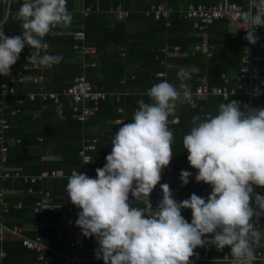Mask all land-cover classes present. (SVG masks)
Masks as SVG:
<instances>
[{"label":"clouds","instance_id":"obj_1","mask_svg":"<svg viewBox=\"0 0 264 264\" xmlns=\"http://www.w3.org/2000/svg\"><path fill=\"white\" fill-rule=\"evenodd\" d=\"M254 7L240 25L250 44L258 39L256 27H264V0ZM16 18L22 29L18 35L6 36L0 30V76L9 75L25 46L33 49L28 63H59L62 57L47 52L43 37L71 22L66 0H23ZM177 78L179 89L160 80L146 90L149 102L137 101L129 122H117L121 126L110 136L111 150L95 177L80 171L67 177L68 201L79 209L74 224L84 237H94V257L104 264H191L194 249L206 243L217 250L228 246L237 264H252L253 246L261 239L252 219L264 214V195L253 191L254 185L264 186V107L242 109L230 100L218 104L214 115L193 116L182 146L189 165L197 170L194 180L210 186L207 198L192 193L177 202L162 183V198L155 207L149 199L172 158L173 134L167 124L176 101L182 96L195 107L183 83L191 78L189 71L179 68ZM56 111L62 118L60 106ZM190 175L179 172L182 185ZM133 200L143 206H133ZM181 209L191 210L190 222Z\"/></svg>","mask_w":264,"mask_h":264},{"label":"trees","instance_id":"obj_2","mask_svg":"<svg viewBox=\"0 0 264 264\" xmlns=\"http://www.w3.org/2000/svg\"><path fill=\"white\" fill-rule=\"evenodd\" d=\"M96 1L100 2L101 8L104 10L109 7H116L121 3L124 9L130 11L129 17L124 21L116 20L111 22L102 13H92L83 20L81 13L75 14L73 10L74 0H66V8L71 15H74L75 22L53 29L43 37V42L48 45L47 52L49 54H58L62 57L60 62L54 64L52 69L44 72V84L47 90L57 91L83 72L73 50V37L64 33L66 31L84 30L85 43L96 48L95 54L87 58L88 63L96 62V66L90 65L86 68L87 77L93 83L95 89L108 92L110 95L101 104V109L96 117L86 123L72 118V108L69 102H65L60 106L62 118L57 115L56 109L58 106H54L53 103H48L45 106L39 100H26L22 106L14 105L19 107L22 112L12 119V128L6 134L15 139H20V142L9 147L7 165L9 167H21L23 172L30 174H37L42 170L63 171L65 177L37 183L33 186L34 193H25L26 196L14 199V204L21 201L23 207L12 206L3 215L2 220L9 227L24 225L32 219V206L39 199L40 191L43 188L49 187L55 195H58L55 199L56 202H70L65 191L67 175L72 168L81 166L80 152L84 147V143H90L92 140L97 139L96 150L90 152L94 160L91 165L90 177H95V169L105 163V156L112 147L107 138L121 126V124L116 125L114 121L118 118H124L123 123L129 122L133 111L138 107L137 101L144 100L146 103L149 102L144 93L153 84L160 80H167L179 89L181 81L177 78V71L183 67L189 71L191 77L184 80L183 83L191 90H195L203 80H207L210 86L223 85L222 74L227 75L231 86L238 85L236 79L241 66L242 35L229 30L225 20H220L216 23L217 26L213 25L211 27L210 41L215 45V49L213 55L210 58H206L201 51H197L196 54L190 53V47L197 45L201 41L200 38L196 37L190 20L180 16L179 13H172L168 18L171 23L167 25L166 19L156 21L153 17L146 18L143 16L142 10L148 8L152 3H159L163 0H139L138 2L133 0H85V3L90 4ZM167 1L170 7L172 6L174 9V0ZM218 1L190 0V2L195 4H214ZM229 1L245 5V0ZM22 2L23 0L13 1L14 13L4 25L6 36L18 35L22 31L21 22L16 18L17 9ZM3 16L2 6L0 5V22L3 20ZM132 23L137 26V30L129 29L128 24ZM262 37L264 39V27ZM109 44L123 46L125 56H119L117 49L109 54L107 47ZM166 45L168 46V51L164 52L162 49ZM176 46L179 47V51H175ZM31 51L33 49L27 46L22 49L19 59L11 66L8 76L18 77L29 73H40V70L36 69L32 71L24 70L26 65H33L26 60ZM258 55L260 56L259 62L264 67V50L258 51ZM161 71L167 74L166 79L156 77V74ZM1 78L2 76H0ZM123 79H125L124 83L122 82ZM243 83L245 84V82ZM258 86L262 94L255 100V104L258 107H264V73L258 82ZM39 88V86L27 87L29 91H38ZM23 89V85L19 87V90ZM114 92L122 93L119 101L116 100V96L112 95ZM244 99L245 96L242 95H231L227 99L222 96H210L206 100L192 97L195 107H190L187 102L182 105L176 102L175 112L170 117L178 116L179 122L169 125V130L173 134L170 166L176 172L191 170V166L186 159L187 151L182 146V137L190 130L193 116L199 115L203 119L206 112L214 115L220 103L236 100L241 105ZM201 105L205 106L206 111L200 110ZM119 107L124 108L123 113L118 112ZM36 112L40 113V116H35ZM19 123L21 125L29 124L31 126L30 130H20L19 126H17ZM95 126L97 127L95 128ZM51 146L56 147V150L51 154L59 158L48 161L44 159V156L47 155ZM2 186L10 190L24 191H27L28 187H30V185L22 181L11 180L4 185L0 184V190ZM173 189L184 199L188 198L192 193H199L197 190L198 186L190 182L182 185L180 181V184ZM209 192L210 188L205 198H207ZM261 195H264V186H262ZM149 199L153 207H155L158 200L154 188L149 195ZM132 204L138 207L143 206L135 200L132 201ZM62 213L63 208L58 207L53 213L46 212L45 216H53L55 220L57 219V223H61ZM181 215L190 222V209H182ZM262 218V226L264 227V214H262ZM54 239L55 243H49V245L58 248L62 240L57 237V232ZM90 242L97 244L94 238L90 239ZM206 245L211 258L223 259L226 254L231 256L228 246L217 250L211 243H206ZM9 246L12 247V250L8 249ZM1 249L8 256L15 250L19 253L28 251L19 241L0 243ZM58 264H63V262L59 261ZM86 264H104V262L89 261Z\"/></svg>","mask_w":264,"mask_h":264},{"label":"built area","instance_id":"obj_3","mask_svg":"<svg viewBox=\"0 0 264 264\" xmlns=\"http://www.w3.org/2000/svg\"><path fill=\"white\" fill-rule=\"evenodd\" d=\"M14 0H0V5L3 10V20L0 22V30L4 31V25L10 19L13 10ZM257 0H245V5L237 2H231L229 0H220L214 4H193L190 3L185 10L179 12L180 16L192 22V26L196 32V35L200 38V43L194 46V51H201L205 54L206 58H210L213 55L215 45L210 41V30L211 27L220 20L226 21V26L230 30L242 35V57L241 66L239 69V74L237 76L236 86H231V82L226 74L221 75L223 80V85L210 86L207 80H203L195 90H191L192 97L195 98H207L209 96H222L227 99L231 95H242L245 99L242 101L240 107L242 109L245 106L250 108L258 107L255 104V100L262 94L258 82L263 76L264 67L260 64V56L258 51L264 50V39L262 37L263 27H256L254 35L258 37L255 44H250L246 39H244L246 29L241 24H244L248 18L250 11L254 12V5ZM101 4L99 1L90 4H84L82 13L86 18L92 13L101 11ZM116 19L119 21H124L129 17L130 11L121 7V5L111 10ZM174 10L163 5V4H152L145 10H142L143 16L146 18L153 17L156 21L162 19L168 20L171 13ZM169 24V22L167 23ZM68 36H72L74 40L73 50L75 52L76 58L80 62V68L83 72L80 75L75 76L67 85L57 91L47 90L44 84V72L50 70L54 67V64L50 67H42L38 64L26 65L24 70H40L38 74H24L22 76H2L0 79V184L4 185L9 180L11 181H22L25 184L30 185L27 191L28 193H34L33 186L37 183H42L50 179H58L65 177L63 171L58 170H42L38 174H25L21 168L9 167L8 162V152L9 147L20 142V139H15L14 137L8 136L7 131L12 128V119L18 116L22 110L14 105L22 106L26 100L36 101L39 100L41 103L45 104L53 103L54 106H62L65 102H69L72 108V118L79 122L86 123L88 120L95 118L101 109V104L106 101L107 97L110 95L108 92L101 91L94 88L93 83L88 79L86 74V68L88 66H96V62L88 63L87 58L90 55H94L96 48L93 45H88L85 43V32L84 30L69 31ZM168 51V46L165 47L164 52ZM175 51H179V47H175ZM118 54L121 57L125 56L124 47H120ZM156 77L159 79H166L167 74L163 71L158 72ZM33 82L40 84L38 91H29L25 88L19 90V85H24L27 82ZM125 82V79L122 80ZM245 82V84L243 83ZM112 95L117 97V101L120 100L121 92H114ZM144 95H146V92ZM180 98L177 99L178 102ZM149 100V98H148ZM15 108H14V107ZM200 110L206 111L204 105L200 106ZM119 113L124 112V108H118ZM38 116V112L35 113ZM205 114H210L206 112ZM121 121L124 122V118H118L115 120L117 123ZM179 122L178 116L168 117V128L170 124H176ZM39 140H41L39 138ZM97 139L92 140L90 143H84V147L80 152L81 156V166L72 168V172H82L90 177L92 171L93 157L90 152L96 150ZM88 161L87 163H84ZM196 169L190 172L192 175L189 176L188 182L194 183L198 186V195L206 197L209 189V185L204 182H196L194 176ZM160 181L154 186L157 194V200L162 198V192L160 189V184L166 183L172 193V197L179 202L184 198L180 196L173 188L180 184L179 172H176L174 168L169 164L162 168L160 173ZM254 193L261 194L262 186H253ZM8 189L6 187H1L0 190V240H3L6 234L12 235L13 237L19 238L24 247L33 250L38 253L39 259H45V252L52 251L57 253L64 261L65 264H86V262L96 259L92 251L86 247V242L94 237H84L79 226L74 224L77 218V212L79 209L74 206L71 202L68 203H58L55 201L58 195H55L51 188L46 187L40 191L39 199L32 206V213L35 216L33 220V227L36 232L34 235H29L25 232V228L22 225H14L12 227L7 226L3 222V215L7 213L12 206L21 208L23 203L21 201L12 204L7 199ZM131 194L129 193V201H131ZM251 204V201H250ZM63 208V213L61 216V229L59 230V235L64 236L65 229L71 230L72 234L69 240L70 250H77L75 253L69 252H59L51 249L45 242L43 238V230L45 229V222L43 220L44 213L55 212L57 208ZM182 210V209H181ZM262 214L259 216H254L252 223L257 230L262 228ZM260 242L253 246L255 259L252 264H264V250L261 248ZM191 264H198L200 262H210L216 259L211 258L209 250L203 246H198L194 249V255L189 258ZM222 260L227 261L229 264H237L235 258L231 255L226 254ZM103 261V260H102Z\"/></svg>","mask_w":264,"mask_h":264},{"label":"crops","instance_id":"obj_4","mask_svg":"<svg viewBox=\"0 0 264 264\" xmlns=\"http://www.w3.org/2000/svg\"><path fill=\"white\" fill-rule=\"evenodd\" d=\"M133 1L134 2H138L139 0H133ZM190 3H193V2H190V0H174V4H175V8L174 9H173L172 6L170 7V5H169L167 0H163V1L159 2V3H152V4H163V5L171 8L172 10H174L173 13H179V12L185 10L186 7L188 6V4H190ZM84 4H86L85 0H74V9L73 10H74L75 14L81 13V15L83 17V20H85L87 18V17L85 18L83 16V13H82ZM193 4H195V3H193ZM198 4H200V3H198ZM119 5H121V7L124 8L123 4L119 3L117 6H119ZM116 7H109L107 10L102 9L101 11L95 12V13H102V14H104V16L107 17V19L109 21L113 22V21H116L117 19H116L115 14L111 10L116 8ZM71 17H72L71 23L73 24L75 22L74 15H71ZM117 21H119V20H117ZM168 22H169V24H167ZM167 23H166L167 25H170V23H171L170 20H167ZM215 25L217 26V24H214V26ZM128 26H129L130 30H134V29L137 30V26L135 24H133V23L132 24H128ZM192 28H193V26H192ZM193 30H194V28H193ZM211 30H212V28H211ZM67 32H69V31H66L64 34L67 35ZM212 34H214V33H212ZM195 35H196V32H195ZM196 37H198V36L196 35ZM211 38H213V37H211ZM194 46L190 47V53L191 54H196V51L193 52L194 49H195ZM107 47H108V51H109V54H110V53L115 52L116 49L118 51L119 48L123 47V46H116L115 44H109ZM165 47H167V45ZM165 47L162 49V51H164ZM176 47H178V46H176ZM29 74H32V73H29ZM28 85H30V86H28ZM38 86L40 87V84H36V83H33V82L29 81V82H27L26 84L23 85V88L27 89V87H31L32 88V87H38ZM19 87H22V85L18 86V88ZM209 97L203 98V99L206 100ZM178 102H179L178 103L179 105H182V104H185L186 101H184L183 99H180ZM38 116H40V113H38ZM114 123L116 125H118L115 121H114ZM17 126H19L20 130L24 129L25 131H29L30 127H31L29 124L21 125L20 123ZM96 127L97 126H95V128ZM107 140H108V142L111 143L110 137H108ZM55 150H56V147L55 146H51L48 149L47 155L44 156V159L48 160V161H52V160H56L57 158H59V157H56L55 155L51 154ZM15 168H21V167H15ZM192 170H193V168L191 167V170L189 172H191ZM25 174L32 175L30 173H25ZM25 193H28V191H24V190H10V189H8V193H7L6 196H7V199L12 204H14V199L26 196ZM39 197H40V194H39ZM46 212H48V211H46ZM45 213H44V218H43V220H44V222L46 224L45 229L43 230L44 242L53 250H56V251H59V252L75 253L77 250H70V246H69V240H70L72 231L68 230V229H65L64 236L61 237L58 233H59V230L61 229V223L62 222L61 223H57L58 221H57V219L55 220V217H53V216H50V217L49 216H45ZM51 213H53V212H51ZM31 218H32L31 220H29L28 222H26L22 226L25 228V232L27 234L34 235L35 232H36L35 228L33 227V220L35 219V216L32 213V211H31ZM259 231L261 232V244H262L261 248L264 249V227L262 226V228ZM56 232H57V237L62 240V242H61V244L59 245L58 248H55L54 246L49 245V243H55L54 237L56 235ZM6 241H19V242H21V240L19 238L13 237L12 235H9V234H6L4 239L0 240V243L6 242ZM22 246H23V244H22ZM97 246H98L97 244H93L92 242H90V239L86 242V247L89 248L92 251L93 254H94V249H96ZM203 247L208 249L206 244L203 245ZM8 249L12 250V247L9 246ZM26 250H28V251H26L25 253H19V252H17L15 250L8 256L7 253L3 249H1L0 250V264H58L59 261H62L63 264H65L63 259L57 253H54L52 251L45 252L46 261H44V260H40L39 259V255H38L37 252H35L33 250H30V249H27V248H26ZM93 261H102V260H93ZM198 264H229V263L227 261H225V260H222V259H216L214 261L200 262Z\"/></svg>","mask_w":264,"mask_h":264},{"label":"rangeland","instance_id":"obj_5","mask_svg":"<svg viewBox=\"0 0 264 264\" xmlns=\"http://www.w3.org/2000/svg\"><path fill=\"white\" fill-rule=\"evenodd\" d=\"M233 32H235L234 30H232Z\"/></svg>","mask_w":264,"mask_h":264}]
</instances>
